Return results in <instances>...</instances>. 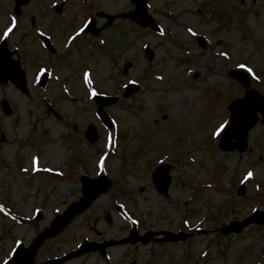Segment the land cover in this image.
<instances>
[{"label": "rangeland", "instance_id": "obj_1", "mask_svg": "<svg viewBox=\"0 0 264 264\" xmlns=\"http://www.w3.org/2000/svg\"><path fill=\"white\" fill-rule=\"evenodd\" d=\"M45 2L50 7L53 0L36 1L37 4L27 7L24 14H39L38 23L47 24L50 31H54L61 21L71 25L68 22L71 20L73 28L69 30L84 23L77 2H70L62 19L45 18L46 10L39 13L37 9L42 8L40 4ZM108 3L111 10L127 8V0H110ZM150 6L155 14L160 15V22L165 26L162 35L136 24L119 23L106 32L107 40L101 39L103 45L107 43L105 47L87 40L74 44L65 60L66 67L56 69L58 73L54 74L45 91L35 89L34 77L41 65H48L49 59L37 56H27L29 60L25 58L31 95L26 97L8 86L10 102L15 109L14 115L8 119L11 137L29 139L32 127L38 125L31 142H37L39 137L43 145L19 152L28 154V150L23 163L29 164L28 169L32 171L31 188L34 191L43 183L38 192L49 196V204L41 209L38 205L22 204L20 210L24 212H12L11 204L18 194H11L13 191L0 183V264L10 257L17 243H30L56 212L79 197L81 186L78 178L83 173L91 176L108 173L113 178L121 169L120 175L115 177V185L107 194L77 217L64 232L45 241L37 261L77 247L83 240L97 238L95 230H101L107 238L121 235L137 222V214L146 222H155V217L147 215L152 207L155 210L160 206L165 212L164 217L167 216L166 220L164 218L165 228L176 230L179 225L185 226L186 217L190 227L209 228L221 224L222 218L211 222L208 219L212 216L220 218L223 210V219L232 220L264 204V125L258 122L254 126L248 137L249 150L242 154L238 151L224 152L218 143L219 131L229 121L228 103L244 95L246 90L227 71L242 68L240 65H244L242 69L246 71L251 69L248 71L251 86L264 94V0H259L257 6L246 0V8H237L244 14L235 11L238 0H151ZM202 6L204 14L221 6L230 7L228 11L235 14L224 19L227 23L223 25L209 16L210 24L207 25L201 20L204 15L198 14ZM28 22L29 18L26 22L29 26ZM2 24H5L4 19ZM198 35L205 36L207 47L198 45ZM147 45L153 48V57L145 54ZM81 52L89 56V65H80L78 55ZM126 60H131L134 66L124 74L122 69ZM195 72L198 77L194 76ZM128 82H139L140 90L127 99H121L116 106L106 108L115 125L112 129L103 127L96 115L94 94L121 96ZM50 103L62 113L60 119L47 112L46 106ZM164 114L166 117L163 119ZM90 122L97 123L100 128V138L92 147L87 141L70 138L73 123L78 124L80 132H84ZM148 129L161 133L150 135L147 139L149 144L170 136V142L175 143V180L171 197L166 201L154 190L151 176L166 155L158 156L156 152L159 149L154 145L143 156L134 155L133 147L139 144L136 135ZM116 132L127 137L118 143L112 141ZM15 147L12 146L13 151ZM37 149L38 155L35 154ZM182 149L187 152L186 156ZM103 157H106V162ZM199 163L202 167L198 166ZM125 167L126 173L136 170L127 176L128 179H124ZM36 169L44 170L42 177L34 175ZM13 170L12 167L10 171ZM7 175L0 172V182L17 181L12 175ZM243 179L248 185L245 195L240 197L236 190ZM139 186L148 189L142 200L134 196L124 197L126 191H138ZM127 198L128 206L123 202ZM229 200L232 202L224 208L223 203ZM118 204L129 207V215L119 212ZM40 210L43 219L32 220L31 226H27L24 217L11 215L22 213L29 220ZM108 215H111L109 221ZM259 237L253 225L240 235L221 237V232L216 231L209 235V240L208 236L195 235L185 243L141 249L140 261L146 262L147 254L159 249L155 264H193L196 261L200 264H259L256 251L247 248L253 238L257 240ZM131 252L125 248H113L106 258L90 253L67 264H116L129 259Z\"/></svg>", "mask_w": 264, "mask_h": 264}, {"label": "flooded vegetation", "instance_id": "obj_2", "mask_svg": "<svg viewBox=\"0 0 264 264\" xmlns=\"http://www.w3.org/2000/svg\"><path fill=\"white\" fill-rule=\"evenodd\" d=\"M16 1L17 0H0V172L3 174H8L7 176L12 175L11 177H13L18 182L8 180L5 182L2 181L0 183L2 184V187L12 190L13 192H11V194H18L17 198H14L12 201V212L13 210L21 212L23 211L20 210L22 204L26 206L32 205V207L38 205L40 209L43 208L44 206L49 204V196L43 194L44 192H42V194L38 192L43 183L40 186H36L34 191L32 190V171L28 169L29 164L23 163V158L26 159L29 152H27L28 150H26V153L28 154L19 152L21 150L28 149L29 147L39 146L40 144L43 145L42 142H39L38 135V141L31 142L34 141L32 138L35 137L33 135H35L38 131V125H34V127H32V137H30L29 139L22 140V137L20 139H14L10 134V123L8 119L9 117L14 115L15 109L10 102L8 86H11L12 88H14V90L16 89L19 93H22L26 97L28 95H31V81L28 76V71L27 80L29 81V89L27 93L19 91L12 80L7 78L9 76H14V67H18V65L24 67L25 60H29L28 57L31 56H34L35 58L36 56L40 58L44 57L46 58V60L49 59L48 65H41V68L53 70L52 75H54V73H56V69H59L60 67H66L65 60L68 58L70 51V49H64V47H66V44L70 43V46H73L74 44L79 43L82 40H97V43H99L101 42L102 38L107 40L106 32L108 30H113V28H115L119 23H132L135 25L137 24V22L133 21V19L131 20V18L128 16H115L134 11V5L131 0H127V8L119 10H111L109 8L108 2H110V0H101V2H98V0H53V3H51L50 7L49 5L47 6L45 2L40 4L42 8L37 9L39 13L46 10L45 18L50 17V19H56L57 17H59L62 19L64 13L69 9L68 6L70 2L75 1L78 3L79 12L83 16L84 23L74 30H69L73 28L71 20L68 21L71 25L64 24L67 22L61 21V24L56 25V29L54 31H50L47 24L46 26H44L43 23H38L39 14L34 13L30 16H26L24 14L27 7L37 4L35 3L36 1L42 2L43 0H21L22 5H20L19 7H17ZM252 3L255 4L254 2ZM27 18L30 19V22H28L29 26L26 24ZM3 19L5 20L4 25L2 24ZM86 26L87 28L85 29ZM9 29H11V31H8ZM6 32L7 35H5ZM106 45L107 43L105 42V46ZM7 61L8 66L6 67ZM50 82L51 80L47 83L46 88L49 86ZM35 86L36 84L34 85V87ZM35 89L38 92L41 91L37 86L35 87ZM35 89H32L33 93L35 92ZM45 90L46 89H44V91ZM5 100H8L11 104L13 109L12 114H9L7 109L4 108L3 103ZM75 124L73 125V127H75ZM155 133L161 134L160 132H156L154 130L151 131V129H148L147 131L143 130V133L136 135V140L139 144H136L137 146H135V155L136 157L143 156L146 150H148L153 145L156 146L157 149H159V152H156L158 156L166 155L162 163L167 162L171 164V175L173 176V180H175L173 175L175 165H177L175 164V143L170 142L172 138V136H170L168 139L164 138L163 140L152 142L151 144H149L147 140L148 137L150 135H154ZM118 136H120V140H124L127 137L122 133H120ZM70 138L74 140H83L84 142L88 141L86 139L85 133L82 131L80 132L78 124L75 128H73V135ZM182 138L183 137H180L179 139L182 140ZM12 146H17L15 147V151H13ZM17 148L19 149L18 151ZM38 151L39 149L36 150V155L39 154ZM182 152L186 156L187 152H185L184 149H182ZM80 162L81 161H78V163ZM12 167L14 168V170L10 171ZM44 173V171L40 172L37 169L34 175L42 177V174ZM172 189L173 186L171 185L169 191L170 195L172 193ZM147 190L148 189L146 188V186H140L138 187V191H134L132 195H134L137 199L142 200L144 194L147 193ZM154 190L157 191L156 187H154ZM39 195H41V197H38ZM117 210H121L120 206H117ZM148 210L149 211L147 215H150L151 218L155 217V222H146L144 221L145 219L143 220L140 218L142 224L137 225L136 227L138 233L136 236L139 241L134 244H131L130 242H123L122 244L114 243L112 245L103 246L101 244L112 242L113 240H123L129 237L132 234L131 232L133 231L134 227L129 226L130 228L128 227L121 235H111L109 238H107L101 230H95V235L97 236V238H91L89 240L96 242L95 245L97 246V249L82 254L79 257L88 255L90 253H95L98 254L99 257L106 258L109 251L113 248H125L127 251H132L130 254L131 257L116 264H155V260L157 259V257H159V255L157 254V251L159 252V249L153 250V252L150 251V253L147 254L148 258L144 263H141L140 261L139 253L141 252V249L152 246L165 247L167 244L179 242L166 243L161 240V238L163 237L162 231L165 230V220L163 218V215L162 213H159L158 207L155 210L154 207L149 208ZM13 214L15 215V213ZM16 214L20 218L24 217L27 220L25 221V223H27V226H31L32 220H35L34 214H32V217H30L29 220L28 217H25V215L22 213ZM39 215V219H43L44 215L42 214V212H40ZM141 217L146 216L142 215ZM255 226L258 230V234L262 235L264 226L258 224H256ZM217 230L220 229L218 228ZM148 231H153L156 234L152 236L149 242H145L144 240H141L140 237L145 236ZM261 240H263L262 244L264 245V238ZM260 249L264 251V248ZM79 257H76L72 260L79 259ZM41 260L44 261V259L42 258Z\"/></svg>", "mask_w": 264, "mask_h": 264}, {"label": "water", "instance_id": "obj_3", "mask_svg": "<svg viewBox=\"0 0 264 264\" xmlns=\"http://www.w3.org/2000/svg\"><path fill=\"white\" fill-rule=\"evenodd\" d=\"M18 3L22 4L21 0H19ZM145 7H146V2H144V4L139 5L138 7L140 17H142L144 12L146 11ZM150 21L153 22L152 27L156 28L154 21L151 20L149 16H147L146 21H141L142 22L141 24L143 26H147V24ZM198 40L202 46L206 45V40L201 38H199ZM147 54H149L150 56H153L154 54L149 47L147 49ZM130 66L131 63L127 62L124 70L126 71ZM230 72L235 78L239 79L246 86L249 85V76L245 71L238 70V71H230ZM21 81H22L21 82L22 85L25 86V81L23 77ZM126 88L127 89L124 94L125 97L136 92L139 87L136 84H129L127 85ZM95 99L98 100L99 102H102L98 106V114L100 118L102 119L103 122L107 123L109 126H112V122L110 121L108 114L105 111H103V107L105 106V104L116 102L117 97L113 98L110 96L97 95ZM229 106L232 113L231 115L232 120L220 139L221 140L220 146L223 150L238 148L239 150L242 151L245 150L247 147L248 131L258 120V117L256 116L257 111L261 110L262 114L264 115V96L255 91H250L246 93L245 97L234 100ZM87 132L91 134L92 137L95 138L94 135H96V127L90 125ZM232 138L237 139V141L233 142ZM168 171H169L168 167L162 166L154 173L156 186L159 187V189L162 192H165L167 190L168 188L167 186L170 182V176L168 175ZM82 179L84 183L82 190L83 196L76 202L72 203L65 210L64 213L56 215L55 219L52 221L50 226L46 227L41 234L37 235L36 238L33 240V243L28 248H23V244L18 246L16 248V251L14 252V255L9 260V262H7V264H33L34 255L38 247L44 242V240L49 237H54L55 234L66 228L67 224L73 218H75L77 214L87 209L88 206L93 202V200L96 197H98L99 194L105 192L110 185V181H107L105 180V178H101V177L98 178L97 180H91L85 177H83ZM244 188H245V183L238 191L240 195H243ZM256 221L260 223H264V210L263 211L256 210L254 214H251L250 217L246 218L245 220L234 221L226 225L224 228V232L231 233L234 231H241L244 229L246 225ZM166 234L167 236L165 238V241L167 240L178 241V239L185 240L190 235L183 232H179L178 234H176L171 231H167ZM93 244L95 243L86 242L81 245L82 248L76 251L69 252L64 257H57L56 259L47 260L45 261V263L42 264H62L70 257L78 256L81 253L92 250L93 247H95L93 246Z\"/></svg>", "mask_w": 264, "mask_h": 264}, {"label": "snow or ice", "instance_id": "obj_4", "mask_svg": "<svg viewBox=\"0 0 264 264\" xmlns=\"http://www.w3.org/2000/svg\"><path fill=\"white\" fill-rule=\"evenodd\" d=\"M8 31H11V29H9ZM5 35H7V32L5 33ZM240 67H242V68H243V67H245V66H244V65H240ZM248 71H251V69H248ZM248 175H249V176H251V175H252V173H248Z\"/></svg>", "mask_w": 264, "mask_h": 264}]
</instances>
